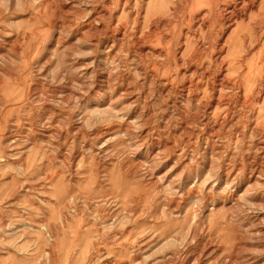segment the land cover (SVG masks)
<instances>
[{
  "label": "rangeland",
  "instance_id": "374dc122",
  "mask_svg": "<svg viewBox=\"0 0 264 264\" xmlns=\"http://www.w3.org/2000/svg\"><path fill=\"white\" fill-rule=\"evenodd\" d=\"M0 264H264V0H0Z\"/></svg>",
  "mask_w": 264,
  "mask_h": 264
},
{
  "label": "bare ground",
  "instance_id": "6f19581e",
  "mask_svg": "<svg viewBox=\"0 0 264 264\" xmlns=\"http://www.w3.org/2000/svg\"><path fill=\"white\" fill-rule=\"evenodd\" d=\"M249 4H250V3H249ZM233 5H234V4H233ZM233 9H234V8H233ZM236 9H237V8H236ZM239 10H240V9H239ZM239 10H238V11H239ZM256 10H257V9H256ZM236 13H237V11H236ZM239 13H240V12H239ZM201 26H202V25H201ZM150 33H151V32H150ZM179 51H180V50H179ZM179 59H180V58H179Z\"/></svg>",
  "mask_w": 264,
  "mask_h": 264
}]
</instances>
